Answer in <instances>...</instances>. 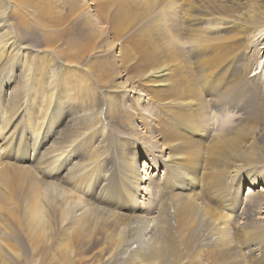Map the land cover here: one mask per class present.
I'll list each match as a JSON object with an SVG mask.
<instances>
[{"label":"rangeland","instance_id":"obj_1","mask_svg":"<svg viewBox=\"0 0 264 264\" xmlns=\"http://www.w3.org/2000/svg\"><path fill=\"white\" fill-rule=\"evenodd\" d=\"M64 1L67 0H61L62 4ZM121 7L117 0H72L56 7L59 17L48 23L38 9L20 0H0V20L12 23L11 29L19 41L36 35L33 43L42 48L41 54L64 58L69 63L70 75L80 72L90 78L86 82L93 86L87 98L90 105H80L72 90L71 100L53 101L44 124L33 121L41 117L37 105L29 106L26 115L12 118L14 121L9 123L11 127L24 126L28 134L36 127L42 126L43 130L50 125L54 134L47 144L56 141L57 150H61L67 139L77 138L72 151L78 160V171L67 174L63 170L47 177L42 172L41 155L35 160H21L14 152L0 150V247L5 249L0 251L2 263L122 264V256L112 259L108 256L116 245L113 236L106 239L101 236L76 249L72 237L74 224L67 219L58 222L57 233L49 242L45 241V235L48 226H53L52 218L45 217L37 225L32 224L35 235L27 236L23 222L18 223L12 216L18 210L15 200L10 198L6 167L14 163L31 167L40 177L71 190L70 200L80 196L81 204L89 202L96 209L99 206L115 211L124 216L123 220L133 219L134 214L145 215L150 220L156 217L150 228L161 227L162 222L163 232L159 234L155 229L154 233H146L144 229L129 237L131 247L140 251L158 242L166 243L162 264H171L179 258L198 264L197 255L199 264L206 261L264 264V221L256 218L261 202L252 200L259 197L258 184H253L259 187H254L256 197H251L244 175L239 179L232 174L228 176L230 188L240 196L235 207L238 220L224 226L229 233L227 243L221 242L219 236L204 243L199 228L203 223L193 221L195 213L202 211L198 206L227 211L226 200L205 190L203 183H199L202 172L165 177L168 166L163 164L173 162L174 158L180 162L194 139H199L206 153L218 132L238 135L246 142L257 135L264 141V0H152L147 12H130L127 21V16H122L125 7L131 5ZM243 12L247 15L253 12L257 19L246 32H239L240 21L234 18ZM21 14L28 20L26 25L19 23ZM165 31L171 34L164 37ZM171 35L175 45L163 52L160 44L170 40ZM169 60L178 63L172 66L176 76L181 77L180 73L186 71L203 97L214 122L211 134L200 135L198 129L188 128L169 113L166 106L169 84L162 85L164 89L153 96L151 83L157 78H163V84L167 80L164 74L157 77L151 74L152 67L168 70ZM91 62L99 63L100 68L96 64L92 69L88 65ZM254 82H260L262 88L257 96L261 105L255 111L251 92L244 89L254 86ZM120 88L127 93L123 102ZM114 98L117 103L112 107L103 101ZM7 114L11 113L7 111ZM150 163H156L155 168H148ZM255 165L263 168L262 163ZM105 173L108 179L104 186L111 200L98 196L94 189L95 181ZM176 180L187 185L176 187ZM173 201L178 205L176 219L172 218ZM220 223L207 226L217 232L223 228ZM149 234L150 243L146 242Z\"/></svg>","mask_w":264,"mask_h":264},{"label":"bare ground","instance_id":"obj_2","mask_svg":"<svg viewBox=\"0 0 264 264\" xmlns=\"http://www.w3.org/2000/svg\"><path fill=\"white\" fill-rule=\"evenodd\" d=\"M20 1L29 7L38 9L48 23L58 19L59 10L56 7L72 2V0H67L62 4L61 0H53L52 2H48V0ZM117 2L122 7L131 5V7H125L123 18L130 12L141 10L147 12L152 0H117ZM249 14L247 15L243 12L237 14L234 18L240 21L239 32H246L250 28L251 23H256L255 19L257 17H254L255 13L249 12ZM20 18L22 19L19 23L26 25L28 20L22 14ZM127 18L128 16L125 18L126 21ZM11 26L12 23L0 20V150L14 152L15 157L21 160H35L37 156L41 155L40 162L41 164L43 163L42 167L44 168L42 172L47 177H52L55 173L63 170H67V174H75L78 171V160L75 158V152L72 150L77 144V138L67 139L66 143L60 147L61 150H57L56 141H51L47 144L54 134L50 125L43 130L42 126L36 127L28 134L24 126L14 125V127H11L9 123L14 121L12 118L26 115L27 110L30 109L29 106L37 105L42 118H36L33 121L44 124L47 110L53 101L55 103L62 100L68 101L72 95V90L76 92V97L82 103L79 102L80 105H84L85 103L90 105V101L87 98L91 96L93 86L88 85L86 82V79L90 78L81 75L80 72L79 75L76 73L70 75L69 63L64 58L57 59L41 54L42 48L33 43L37 40L36 35H29L28 39L25 37V40L19 41ZM170 34V31H165L163 36L165 37ZM174 45L175 42L171 35L170 40L160 44V48H163L161 49L163 52L165 50L170 51ZM54 64L57 65L53 66ZM96 64L97 69L100 68V64L97 62L88 63L92 69L95 68ZM174 64L178 65L174 60H169L168 70L164 69V67L161 70L159 66L152 67L151 74H154L156 77L164 74L167 80L166 84H163V78H157L155 82L151 83L154 86L151 89L154 92L153 96L156 97V92L164 89L161 88L162 85L169 84L170 90L168 96H166L168 100L166 106L169 113L174 118H178L188 128L194 131L198 129L200 135L211 134L214 122L203 97L195 89V84L187 76L186 71V73L179 72L182 74L180 75L181 77H179V74L176 76V71L172 70ZM57 66H61L62 69H57ZM90 70L89 68L88 71ZM254 84L251 88H243L251 92V102L254 105L253 109L255 111L261 105V103L258 104L257 96L262 88L260 82H254ZM120 91L121 102H123L127 93L124 92L125 89H121ZM103 101L104 103L107 102V105L110 107L115 106L117 103V99L115 98L110 101L103 99ZM7 111L11 113L10 116L7 114ZM201 126H205L206 128ZM65 137L66 134L62 138ZM260 139L259 136L254 135L250 141L246 142V140H241L238 135L218 132L210 145H208L206 153L201 148L199 139H194L191 141L192 145L187 150V154H185V157L180 162L174 158L172 161L175 163L169 161L163 163L164 166H168L165 177L192 176L190 172L194 173L197 170L202 172V180L199 183H203L206 191H212L214 196L220 194V198L226 200L227 211H224V208L215 211L204 205L198 206L202 211L199 214L195 213L196 216H193V221L203 223L199 228H201L200 240L204 243L211 242L217 236L220 237L221 242L227 243L229 233L224 226L227 223L230 224V222L234 224V221L238 220L235 207L239 202L240 196L239 192L231 189L229 186L227 178L229 179L228 176L230 174H232L233 178L235 175L237 179L241 175L246 177L245 179L248 181V186L246 187L249 188L248 191L249 193L251 192V197H256L254 194H257L256 192L254 193V187L259 189L258 186H260V191L257 194L259 197H253L252 200L254 202H261L258 208L259 214L256 215V218L264 221V215H261L262 212L264 213V141ZM256 162L262 163L263 168L259 169L255 165ZM157 163L159 165V162ZM154 164L156 163H150L148 168H155ZM247 166L253 167L248 168ZM148 168L146 170L150 171ZM6 169L10 178L8 184L11 185L12 191L10 198L15 200L18 210L12 216L17 222L19 220L23 222L25 232L30 238H33L35 235L32 232V224L37 225L43 218L47 217L52 218L53 226H48L45 241H51L57 233L55 229L58 222L67 219L74 224L72 237H74L75 244L77 245L75 246L76 249L87 246L93 239H98L101 236L105 239L113 236L116 237L117 241L116 245L109 251L108 256L111 259L122 256V264H157L156 261H160L164 257L163 255L167 248L166 243L158 242L156 245L152 244L150 248L143 251L133 249L130 244V234H138L144 229L146 233L149 231L154 233L155 229H157L156 232L159 231V234L161 231L163 232L164 225L162 222L161 227L157 225L150 228L151 221H157L156 217L150 220L145 215L134 214L133 219L123 220L124 216L115 211L105 210V208L97 205L98 209H96L89 202L85 205L81 204L80 196H73L70 200L69 195L71 194V190L61 186L57 181L40 177L31 167L10 163ZM146 170L145 172L147 173ZM203 171L205 174H203ZM107 179V174H102L97 179L98 182L95 181V185L97 186L94 189L98 196H104L103 199L111 200L104 186ZM141 179L144 180L145 177L143 176ZM176 181L174 182V186L176 187L187 185L183 181ZM253 184H258V186H254ZM181 209H185V207ZM171 210L172 218L176 219L178 205L174 201L171 204ZM231 212L234 214L230 215ZM69 213L73 215H69ZM251 218L254 223L259 224L254 217ZM221 221L223 223H220ZM215 222L220 223L223 227L217 232L213 228H208L209 225L207 226V224ZM1 233L2 228L0 227ZM216 233L218 234L216 235ZM150 239L152 237L149 234L146 242L150 243ZM1 250L4 251L5 249L0 247ZM196 258H198L197 263L199 264L200 259L198 255ZM3 261L4 258L0 257V264H3ZM208 263L210 262H205V264ZM159 264H162L161 261ZM171 264H191V261L186 258H179Z\"/></svg>","mask_w":264,"mask_h":264}]
</instances>
